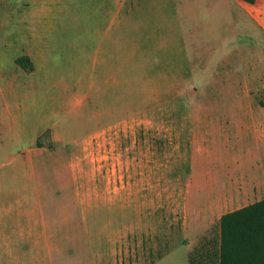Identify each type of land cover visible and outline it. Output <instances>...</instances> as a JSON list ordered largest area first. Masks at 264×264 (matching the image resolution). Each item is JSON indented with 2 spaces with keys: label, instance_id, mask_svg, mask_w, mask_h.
I'll return each mask as SVG.
<instances>
[{
  "label": "rangeland",
  "instance_id": "obj_1",
  "mask_svg": "<svg viewBox=\"0 0 264 264\" xmlns=\"http://www.w3.org/2000/svg\"><path fill=\"white\" fill-rule=\"evenodd\" d=\"M0 177L47 264H190L264 198V0H0Z\"/></svg>",
  "mask_w": 264,
  "mask_h": 264
},
{
  "label": "crops",
  "instance_id": "obj_2",
  "mask_svg": "<svg viewBox=\"0 0 264 264\" xmlns=\"http://www.w3.org/2000/svg\"><path fill=\"white\" fill-rule=\"evenodd\" d=\"M48 181L0 177V264H47L43 258L54 255L51 238L63 230L54 227L59 215L46 210L44 195L53 191ZM58 208L64 216L62 207Z\"/></svg>",
  "mask_w": 264,
  "mask_h": 264
},
{
  "label": "trees",
  "instance_id": "obj_3",
  "mask_svg": "<svg viewBox=\"0 0 264 264\" xmlns=\"http://www.w3.org/2000/svg\"><path fill=\"white\" fill-rule=\"evenodd\" d=\"M189 259L190 264H264V198L224 213L219 237L197 245Z\"/></svg>",
  "mask_w": 264,
  "mask_h": 264
}]
</instances>
